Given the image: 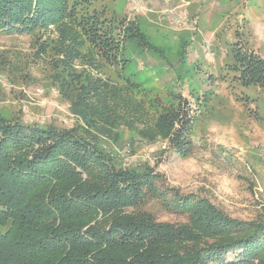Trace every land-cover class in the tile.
I'll return each instance as SVG.
<instances>
[{
    "label": "trees",
    "instance_id": "trees-1",
    "mask_svg": "<svg viewBox=\"0 0 264 264\" xmlns=\"http://www.w3.org/2000/svg\"><path fill=\"white\" fill-rule=\"evenodd\" d=\"M84 2L0 0V32L56 26L57 40L39 42L40 52L52 53L50 81L80 122L0 114V264H264L263 219L227 218L207 199L165 187L151 168L116 165L99 144L127 129L186 156L190 121L180 103L150 101L139 81L107 73L127 41L151 45L133 24L119 39L95 11H80ZM233 56L242 84L264 90V58L239 48ZM148 203L187 221H158Z\"/></svg>",
    "mask_w": 264,
    "mask_h": 264
},
{
    "label": "rangeland",
    "instance_id": "rangeland-1",
    "mask_svg": "<svg viewBox=\"0 0 264 264\" xmlns=\"http://www.w3.org/2000/svg\"><path fill=\"white\" fill-rule=\"evenodd\" d=\"M186 1L190 5L185 0H85L81 5L82 13L95 11L106 19L119 39L133 24L151 45L127 41L118 60L107 63V73L117 79L122 70L139 81L150 101L155 96L180 103L190 121L186 156L167 140L149 142L127 129L117 140L102 138L99 144L116 165L151 168L165 187L205 198L227 218L264 220V90L242 84L241 64L233 56L236 48L264 54V0ZM57 38L53 24L30 33L0 32L1 115L78 128L70 103L50 81L52 53L40 52L39 42L51 45ZM145 208L161 222L187 221L184 212L150 203Z\"/></svg>",
    "mask_w": 264,
    "mask_h": 264
},
{
    "label": "crops",
    "instance_id": "crops-1",
    "mask_svg": "<svg viewBox=\"0 0 264 264\" xmlns=\"http://www.w3.org/2000/svg\"><path fill=\"white\" fill-rule=\"evenodd\" d=\"M190 2L185 0V4L188 5ZM190 5V4H189ZM256 53V52H255ZM257 54V53H256ZM262 58H264V54L261 55Z\"/></svg>",
    "mask_w": 264,
    "mask_h": 264
}]
</instances>
